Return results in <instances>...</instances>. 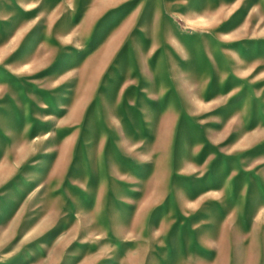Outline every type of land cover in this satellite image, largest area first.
<instances>
[{
  "label": "rangeland",
  "instance_id": "1",
  "mask_svg": "<svg viewBox=\"0 0 264 264\" xmlns=\"http://www.w3.org/2000/svg\"><path fill=\"white\" fill-rule=\"evenodd\" d=\"M0 264H264V0H0Z\"/></svg>",
  "mask_w": 264,
  "mask_h": 264
}]
</instances>
